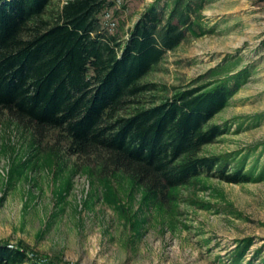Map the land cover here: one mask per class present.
I'll return each instance as SVG.
<instances>
[{"label":"rangeland","instance_id":"rangeland-1","mask_svg":"<svg viewBox=\"0 0 264 264\" xmlns=\"http://www.w3.org/2000/svg\"><path fill=\"white\" fill-rule=\"evenodd\" d=\"M165 1L116 0L105 17L127 36L148 8ZM202 14L210 30L168 51L144 80L170 94L211 79L214 69L230 84L240 78L211 120L227 132L201 152L235 154L231 167L245 158V169L259 173L264 0H205ZM65 145L0 115V241L59 264H236L234 251L247 240L238 264H264V175L235 183L199 177L161 208L120 173L100 180Z\"/></svg>","mask_w":264,"mask_h":264},{"label":"trees","instance_id":"trees-1","mask_svg":"<svg viewBox=\"0 0 264 264\" xmlns=\"http://www.w3.org/2000/svg\"><path fill=\"white\" fill-rule=\"evenodd\" d=\"M204 1L157 3L125 36L105 17L116 0H0V115L39 139L55 134L100 180L120 173L161 208L199 177H262L264 169H245V158L231 167L235 154L201 152L227 132L211 120L241 75L230 84L214 69L211 79L170 94L144 80L168 51L210 30ZM246 242L234 251L236 264ZM0 264L59 263L0 241Z\"/></svg>","mask_w":264,"mask_h":264},{"label":"built area","instance_id":"built-area-1","mask_svg":"<svg viewBox=\"0 0 264 264\" xmlns=\"http://www.w3.org/2000/svg\"><path fill=\"white\" fill-rule=\"evenodd\" d=\"M112 23V26H114L115 25V23L114 22H111Z\"/></svg>","mask_w":264,"mask_h":264}]
</instances>
